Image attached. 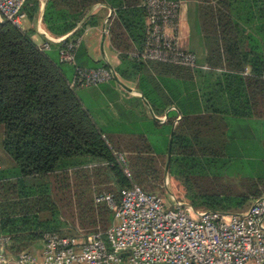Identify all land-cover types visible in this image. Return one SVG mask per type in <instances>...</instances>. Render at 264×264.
<instances>
[{"label":"trees","instance_id":"1","mask_svg":"<svg viewBox=\"0 0 264 264\" xmlns=\"http://www.w3.org/2000/svg\"><path fill=\"white\" fill-rule=\"evenodd\" d=\"M98 1L47 0L45 28L53 38L71 32L80 36L82 28L75 27L76 23ZM195 1L207 52L205 62L211 69L224 71H197L206 84L201 95L206 102L204 114L191 111L186 98L177 102L165 99L155 106L162 110L175 103L181 112L173 128L168 174L190 182L194 209L239 213L262 196L264 176L240 175L242 142L227 140L218 131L225 123H217L211 116L217 112L249 116L261 113L258 106L264 109V25L254 27L264 20V0ZM38 8V0L25 4L27 20ZM240 21L254 28L242 35ZM108 33L112 46L123 53V63L140 68L138 87L154 103L144 85L150 86L155 79L145 75V61L130 55L145 42L143 7L118 10ZM32 34L31 29L0 21L1 145L16 168L7 174L0 171V234L10 235L13 253L36 247L46 231L74 236L79 231L106 230L113 212L95 197L107 193L118 201L121 191L133 183L153 193L162 181L161 167L167 159L166 149L163 152L160 147L167 148L168 141L156 137L157 131L149 136L113 138L110 131L97 126L69 85L70 64L58 59L60 44L42 49ZM71 39L68 36L64 41ZM147 63L192 78L191 68ZM246 68L248 74L241 75ZM167 115L164 132H170L177 112ZM154 126L160 125L154 122ZM118 152L126 154L131 179L117 160ZM92 162L103 163L86 166ZM200 179L208 181L207 186H199ZM56 216L69 229H60Z\"/></svg>","mask_w":264,"mask_h":264},{"label":"built area","instance_id":"2","mask_svg":"<svg viewBox=\"0 0 264 264\" xmlns=\"http://www.w3.org/2000/svg\"><path fill=\"white\" fill-rule=\"evenodd\" d=\"M29 0H0V21L23 28ZM147 33L141 50L132 57L195 69L197 55L180 47L177 37L180 0H142ZM40 48L59 43V60L73 67L70 87L97 86L115 77L110 67L78 65L75 53L81 44L76 37L46 34ZM131 179L123 153L116 154ZM113 212L106 230L74 236L55 231L42 234L39 247L17 253L10 249L11 237L0 234V264H264V196L254 199L243 212L198 211L174 200L144 191L133 183L116 201L111 194L95 197Z\"/></svg>","mask_w":264,"mask_h":264},{"label":"crops","instance_id":"3","mask_svg":"<svg viewBox=\"0 0 264 264\" xmlns=\"http://www.w3.org/2000/svg\"><path fill=\"white\" fill-rule=\"evenodd\" d=\"M38 1L39 8L37 13L32 19L27 20V26L23 27V29H31L33 31V41L37 45H41L46 40L44 34L48 36H51V34L43 23V14L47 0ZM141 3L142 0H100L88 8V12L76 23L75 27L82 28L80 36H77L81 38V44L75 53L76 63L86 68L100 67V65L105 64L107 65L105 67H110L113 70L115 77L97 86H78L74 89L76 93L78 91L86 98L84 99L77 94L93 121L97 126L110 131L113 138H129L139 135L149 136L150 133L153 134L154 131H157L156 137H160L163 140L167 139L168 141L167 148L164 145L160 147L163 152L166 149L165 152L168 156L171 153V145L169 147L170 138L172 142L171 134L173 136V128L181 118V112L177 109L175 103L162 110L155 106L162 103L165 99L177 102L186 98L191 111L204 114L203 108L206 106V102L201 95L202 88L206 84L204 83V77L199 75L197 71H200V73L213 72L220 74L224 69H211L205 62L207 52L200 28L198 2L195 0H180L181 6L177 27L179 45L181 48L192 51L197 55L199 67L191 69L192 78H190L189 76H185L184 73L170 72L163 67H152L147 63L152 61H145V75L152 76L155 79V83L150 86L149 84L144 85L154 103L149 102L138 87L140 68H132L125 62L123 63V53L112 46L108 33L110 22L117 16L118 10H136L141 6ZM62 36H65V38L69 36V39L74 37L72 36V32ZM37 38L40 39L39 42H37ZM67 66L71 81L74 72L73 67L72 65ZM248 72L249 69L246 68L241 75H246ZM105 94L109 96V99L91 104L92 99L104 98L105 96L103 95ZM89 104L97 108V113L93 114L91 112ZM169 111L177 112V117L173 122L170 132L168 130L164 132L162 125L165 124ZM257 111L264 113V109H261L260 106H258ZM261 113H252L249 116H234L229 113L217 112L211 116V120L215 119L217 123H225L224 126L218 127V131L227 140L236 139L242 142L240 153L241 156H245V159L248 160V164L250 162L255 164L248 168L249 170L252 169L254 178L264 176V174L261 175L262 170L257 161L260 154L264 153V135L258 131V129L264 128V114ZM243 120L248 122L247 127L250 126V123L257 127L253 134L251 133L252 135H238L237 131L233 130L232 123L239 122L241 124L239 130H241L244 126H242ZM154 122H157L160 126L158 128L155 127ZM1 130L3 132L2 127H0ZM2 138L3 135L1 142ZM123 154L126 155L125 153ZM101 163L103 162H92L86 164V166ZM10 165V168H6L0 161V171L3 174H7L16 170L11 157L9 159ZM262 195L264 196V187Z\"/></svg>","mask_w":264,"mask_h":264},{"label":"rangeland","instance_id":"4","mask_svg":"<svg viewBox=\"0 0 264 264\" xmlns=\"http://www.w3.org/2000/svg\"><path fill=\"white\" fill-rule=\"evenodd\" d=\"M238 23L241 27V32H242L241 34L242 35H243V32L246 33V31H250V29L253 27V25L244 24L243 21H240ZM262 25H264V20L262 22L256 23L254 25V27H257V26L260 27ZM22 26L23 27L27 26V20L26 19L22 21ZM39 41H40V39L37 38V42H39ZM77 94L84 98L83 94L79 93L78 91H77L76 95ZM103 96H105V97L101 98V99H99V98L92 99L91 104H93L94 102L97 103L100 100L104 101V99H109V96L107 94H105ZM84 99H86V98H84ZM86 104H88V103L86 102ZM91 104L88 105L91 109V112L93 114L97 113V108ZM247 120H249V119H247ZM243 122L244 123H242V126L243 125L244 126L242 127L241 130H239V127H241V124H239V122H233L232 123L233 130L237 131L238 135L243 134V136H245V135L249 136L251 133L253 134L255 129H257V127L252 125V123H250V126L247 127L248 122L246 120L245 121L243 120ZM258 131L264 135V128L261 130L258 129ZM2 135H3V132L1 130L0 131V161H1V163H3V165L6 166V168L7 167L10 168L11 167V165L9 166L10 155L8 153H6V151L2 148V145H1ZM255 157H257V156H255ZM257 161H258V164L260 165V168L262 170L261 175H263L264 174V153L260 154V157L258 158ZM248 163H249L248 160L245 159V156L242 155L241 159H240V164H241L240 165L241 166V169H240L241 173L240 174L242 175V177L247 176V175H253L252 169L249 170L248 168L252 165H255V164L253 162H250V164H248ZM168 165H169V163L167 164V159H166V161L163 162L162 167H161L162 168L161 171H163L162 181L157 182L156 189L153 193L161 196V198L168 205H171L173 203V201L176 200V201L188 204L193 208V206L191 205V197L194 195L193 187L191 186L190 182H187L186 180L176 179L174 177H171L168 174ZM229 171H232V170L230 169ZM207 182L208 181H206L205 179H200V181L198 182V185L205 187V186H207ZM227 182H229V181H227ZM195 210L203 211L205 209H195ZM55 223L57 225H59L60 229H62V230H67L70 227L66 223V221L64 219H62V217L60 218V216H56ZM39 245H40V242L37 244V246H39Z\"/></svg>","mask_w":264,"mask_h":264},{"label":"water","instance_id":"5","mask_svg":"<svg viewBox=\"0 0 264 264\" xmlns=\"http://www.w3.org/2000/svg\"><path fill=\"white\" fill-rule=\"evenodd\" d=\"M171 137H172V134H171ZM170 145H171V138H170V141H169V147H170ZM169 158H170V154H168V156H167V164L169 163Z\"/></svg>","mask_w":264,"mask_h":264}]
</instances>
